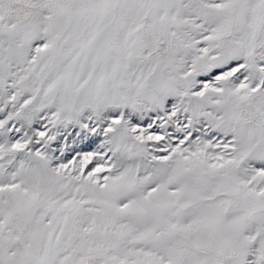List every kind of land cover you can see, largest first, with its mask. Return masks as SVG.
I'll return each mask as SVG.
<instances>
[{"label":"snow or ice","instance_id":"6c2138e0","mask_svg":"<svg viewBox=\"0 0 264 264\" xmlns=\"http://www.w3.org/2000/svg\"><path fill=\"white\" fill-rule=\"evenodd\" d=\"M0 264H264V0H0Z\"/></svg>","mask_w":264,"mask_h":264}]
</instances>
